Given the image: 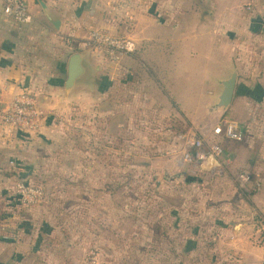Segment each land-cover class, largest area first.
Returning a JSON list of instances; mask_svg holds the SVG:
<instances>
[{"label":"crops","instance_id":"crops-1","mask_svg":"<svg viewBox=\"0 0 264 264\" xmlns=\"http://www.w3.org/2000/svg\"><path fill=\"white\" fill-rule=\"evenodd\" d=\"M2 8L0 0V84L11 86L8 99L22 91L38 96L48 113L38 136L54 114L69 104L80 105L85 96L86 109H94L100 95L109 113L116 102L110 93L116 73L122 80L133 77L135 84L155 82L171 91L172 95L157 99L177 101L176 107L163 108L167 113L248 112L247 123L238 124L255 140L225 143L220 159L225 173L213 175V164L196 166L199 218L185 225L182 239L187 244V260H197V264H264V138L257 141L255 134L264 131V60L259 64L253 57L241 75L233 57L244 36L250 37L254 48L256 40L262 43L264 0H30L33 22L24 27L7 19ZM93 29L132 38L136 53L117 64L101 58L90 41ZM258 46L264 55V48ZM74 54L84 57L88 77L67 91L68 64ZM234 70L232 104L228 110H215L221 83ZM100 78L108 86L100 84ZM188 83L198 84L206 94L190 93ZM140 90L148 92L146 87ZM127 100H121L123 110ZM160 108L155 107L158 112ZM3 129L0 143L22 142L19 135L24 134ZM242 172L261 179L262 187L255 192L242 188L237 181ZM210 179L211 183L202 181ZM195 254L197 258L191 256Z\"/></svg>","mask_w":264,"mask_h":264},{"label":"rangeland","instance_id":"rangeland-1","mask_svg":"<svg viewBox=\"0 0 264 264\" xmlns=\"http://www.w3.org/2000/svg\"><path fill=\"white\" fill-rule=\"evenodd\" d=\"M262 33L255 48L244 36L233 53L241 75L253 57L264 60ZM121 77L116 73L110 85L116 102L109 113L100 95L95 110L86 109L85 96L54 114L32 141L24 134L18 144L0 143V264H197L187 260L182 238L185 225L199 218L200 172L183 162L176 137H209L223 121L245 125L248 112L167 113L163 108L177 101L157 99L171 91ZM185 86L206 94L198 84ZM3 128L0 123L5 135ZM255 134L261 142L264 131ZM251 140L246 133L244 141ZM23 183L41 192L38 204L20 203L16 191Z\"/></svg>","mask_w":264,"mask_h":264},{"label":"built area","instance_id":"built-area-1","mask_svg":"<svg viewBox=\"0 0 264 264\" xmlns=\"http://www.w3.org/2000/svg\"><path fill=\"white\" fill-rule=\"evenodd\" d=\"M29 1L2 0L3 15L17 26L31 25L33 18L29 11ZM247 7L251 10L250 6ZM90 41L99 55L116 64L137 50L136 42L132 38L115 35L103 29L91 30ZM10 88L8 83L0 84V123L21 134L32 136L40 133L46 124L48 113L41 106L38 96L30 91H22L8 99L6 95ZM246 133L247 130L244 131L237 122L223 121L213 129L211 137L187 132L180 133L176 139L182 143L181 159L185 164H213V175H223L225 168L220 164V159L224 157L225 149L221 145L222 139L242 142ZM237 181L244 189L252 190L254 187V190H258L263 185L261 179H253L248 172L239 173ZM16 192L20 203L27 207L38 204L41 198V192L37 188L24 183L18 185Z\"/></svg>","mask_w":264,"mask_h":264},{"label":"water","instance_id":"water-1","mask_svg":"<svg viewBox=\"0 0 264 264\" xmlns=\"http://www.w3.org/2000/svg\"><path fill=\"white\" fill-rule=\"evenodd\" d=\"M88 77V68L84 64L81 54L71 56L68 64V78L65 89L70 91L77 83L85 82ZM237 73L232 71L230 77L221 83V91L216 97L215 110H228L232 104L236 87Z\"/></svg>","mask_w":264,"mask_h":264},{"label":"trees","instance_id":"trees-1","mask_svg":"<svg viewBox=\"0 0 264 264\" xmlns=\"http://www.w3.org/2000/svg\"><path fill=\"white\" fill-rule=\"evenodd\" d=\"M231 142V140L222 139L221 145L223 148H225V143ZM235 142V141H234ZM198 166V165H197ZM252 187V186H251ZM252 191L255 192L254 187L252 188Z\"/></svg>","mask_w":264,"mask_h":264}]
</instances>
